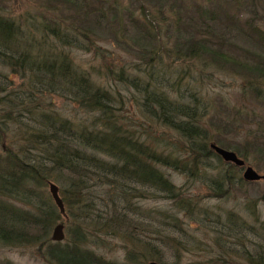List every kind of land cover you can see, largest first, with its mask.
Wrapping results in <instances>:
<instances>
[{"label": "trees", "instance_id": "trees-1", "mask_svg": "<svg viewBox=\"0 0 264 264\" xmlns=\"http://www.w3.org/2000/svg\"><path fill=\"white\" fill-rule=\"evenodd\" d=\"M50 1L55 2L52 9L17 18L7 11L4 1L0 3V242L34 247L35 255L48 264H144L147 260L217 264L213 259L184 262V254L204 251L181 227L183 215L196 214L195 203L163 167L178 170L188 180L209 181L208 191L214 194L235 183L231 173L220 172L216 177L206 173L218 168L210 163L213 155L222 158L210 147L212 137L201 120L203 98L191 88L185 71L196 60L232 66L248 78L264 79V29L251 23L240 27L263 53L261 60L252 58L246 63L223 48L212 47V41L198 34L182 37L180 32L174 47H169L161 38L159 16L144 2H140V15H135L128 8L122 10L119 0ZM216 11L226 14L220 5L203 7V15L212 21L223 19L220 13L218 19ZM226 19L227 24L236 25L234 17ZM119 27L126 36L130 27L139 34L130 37L139 47V60L134 69L126 64L116 72L110 69L106 82L76 64L66 50L83 48L91 36H98L99 29L109 30L118 40ZM178 27L184 29L181 24ZM188 27L195 28L192 23ZM164 52L178 54L172 68L178 74L175 81L165 76L170 65ZM133 90L141 98L136 104L147 119L162 121L185 136L184 142L190 145L187 150L180 143L178 153H166L168 146L160 150L156 139L133 129L132 116L123 119L126 112L121 111L127 109L131 96L136 98ZM53 94L73 100L93 120L77 124L64 117L47 101ZM14 121L19 125V136L13 139L17 147L6 149ZM249 145L237 150L246 162L250 148L264 155L263 144ZM49 181L60 186L69 216L66 239L61 242L51 235L64 219L51 194L43 192ZM145 199L169 203L146 207ZM218 231L222 234L214 240L216 250H221L218 256H227L226 247L249 235L243 228H231L225 234L224 229ZM256 233L260 241L256 247L264 249V224ZM122 240L126 252L122 262L98 251L100 245L111 251ZM263 256L259 251L251 260L263 264ZM0 264L15 263L2 260Z\"/></svg>", "mask_w": 264, "mask_h": 264}, {"label": "rangeland", "instance_id": "rangeland-1", "mask_svg": "<svg viewBox=\"0 0 264 264\" xmlns=\"http://www.w3.org/2000/svg\"><path fill=\"white\" fill-rule=\"evenodd\" d=\"M3 1L7 11L15 18L18 15L24 17L29 14H39L45 9H52L55 5V2L50 0H0V3H3ZM119 1L122 3L120 6L122 10L128 8V11H132L135 15H140V2H144L155 15L159 16L161 38L171 48L174 47L178 35L182 32V37H187L190 34L205 36L209 39V42L212 41V47L220 50L223 48L228 54L246 63H249L252 58L256 60L263 58L260 45L245 37L246 35L240 27H245V25L251 23L264 29V0ZM215 5H220L226 13L223 16L222 11H216L218 19L220 14L223 18L218 21H212L203 15L204 6L207 8ZM159 11H163L167 18H162L165 15L162 16ZM226 17H234L236 20L233 19V24L237 26L227 24ZM191 23L195 28L188 27ZM209 23L212 24L209 28L202 29L203 26ZM180 24L184 29L178 27ZM124 32L125 29L119 27L117 30L119 39L116 40V37L109 30L104 29L102 31L99 29L98 36H91V40L85 42L84 45L86 46H83V48L71 46L67 47L66 50L74 58L76 64L82 68H88L90 72L94 73L95 77H101L106 82L111 78L107 76L110 69L116 72L125 64L130 69H134L137 65L134 63L139 60V47L135 41L130 39L131 36L135 38L139 34L135 35V29L132 27H130L129 36H126ZM92 43L94 44L91 45ZM128 44H131L132 47L130 48ZM89 48L90 50H88ZM163 54L166 61H168V65H170L165 68V76L167 79L175 81L178 74L172 68L174 60H179L178 54L176 52L172 54L164 52ZM187 70L185 74L189 77L186 80L190 82L194 91L200 93L201 100L203 98L201 104L203 107L200 110L201 112L204 111L202 114L204 116L201 117V120L203 125L208 127L210 131L212 138L209 140V144L216 143L227 150L236 152L240 157L241 155L237 150L244 147L246 143L250 144L249 147L254 143L264 145V79L248 78L245 73L232 66H217L212 62L207 64L196 60L193 68ZM17 78L15 77L16 81ZM110 81L112 82V80ZM115 81L118 82L116 79ZM112 83L114 84V82ZM184 89L185 86H182V90ZM258 89L260 91L256 94L255 91ZM133 92V96H136V98L132 99L131 96V101L127 103V109L121 111L126 112L125 114L121 113L123 119L125 116V119L129 120L132 116L134 123L130 125L133 129L144 137L156 139L160 144V150L163 149L162 147L168 146L169 150H165L166 153L171 151L178 153L180 143V147L187 150L190 145L184 142L186 140L185 136L181 137L172 127L167 126L162 121L156 123L147 119L145 113L136 104L141 98L135 90ZM47 101L50 102L49 104L54 110L71 119L74 123L78 124L85 120H93L91 113H86L84 108L75 104L68 97L53 94L48 97ZM150 124L153 125L149 127ZM10 126L12 138L8 141L9 145L5 144V148L12 147L15 149L17 145H15L13 139L19 136V125L14 121V124H10ZM176 141L178 142L176 143ZM262 151L264 152V149ZM245 155L247 156V165L253 166L259 173L264 174V155L255 153L251 148ZM22 156L24 157L23 154ZM210 163L213 166L217 165L218 168L214 169L218 171L214 172V169L206 170L207 174H213L216 177L220 172L231 173L235 183L224 185L218 191V194H214V192L210 193L208 191L206 183L209 181L202 178L195 180L189 178L188 180L178 170L163 167L172 181L180 188H184L187 196H190L195 203L196 214L183 215L184 222L181 227L194 237L193 240L200 244L204 251L193 252L190 255L184 254V262H203L213 259L212 261H216L217 264H258L256 260L252 262L251 258L259 251L264 255V249L256 247V243L260 244L257 236L259 234L256 232H259L261 225L264 224V180L246 181L243 178L245 168L237 166L236 169H233L228 162L219 159L217 156L214 157V155L210 158ZM256 163H259V165ZM239 177L244 181L239 182ZM43 192L50 194L49 185L43 189ZM142 203L146 207H166L169 201L145 199ZM232 215H236L240 220L236 221ZM63 219V223H65V218ZM231 228L235 230L248 229V238H241L243 242L226 247L229 249L226 251L227 256H218L221 250H216V241H214L217 239L215 237H221L220 235H222L218 234V230L224 229L225 234L227 230L231 231ZM66 234L65 229V236ZM194 241L191 240L190 242L198 247ZM232 242L236 243L237 241L233 240ZM124 243V240H122V244L118 243L111 251L105 250L107 247L100 245L101 249H98V251L104 253L109 259L117 258L119 262H122L126 253ZM20 246L6 245L0 242V261L10 260L15 264H48L35 255L34 247ZM213 253L217 255L213 256ZM248 254H251L249 259H247ZM150 261L154 260H147L144 264H148Z\"/></svg>", "mask_w": 264, "mask_h": 264}, {"label": "water", "instance_id": "water-1", "mask_svg": "<svg viewBox=\"0 0 264 264\" xmlns=\"http://www.w3.org/2000/svg\"><path fill=\"white\" fill-rule=\"evenodd\" d=\"M211 149H213L225 162L235 164L236 166L245 168L243 178L246 181H259L264 180V174L259 173L253 166L247 165L245 159L241 158L236 152L232 150H227L216 143L210 144ZM49 190L53 201L56 206L59 208L61 215L65 218V221L69 220L67 214V208L65 201L61 195L60 186L53 182L49 181ZM65 223H58L53 230L52 240L61 242L65 239ZM148 264H160L157 261H150Z\"/></svg>", "mask_w": 264, "mask_h": 264}]
</instances>
